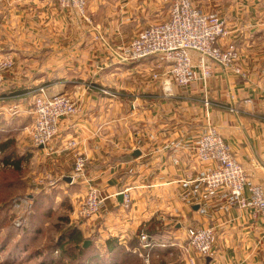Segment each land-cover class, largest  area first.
Masks as SVG:
<instances>
[{
  "label": "crops",
  "instance_id": "1",
  "mask_svg": "<svg viewBox=\"0 0 264 264\" xmlns=\"http://www.w3.org/2000/svg\"><path fill=\"white\" fill-rule=\"evenodd\" d=\"M86 1L88 20L55 0H0V59L10 54L15 60L0 91L4 107L12 102L27 107L43 87L49 94L72 96L81 108L61 122L62 141L54 152L32 144L31 115L12 117L6 108L0 110L2 131H19L14 138L20 142V167L25 163L32 170L37 163L44 175L54 173L55 184L43 189L57 199L71 189L72 225L96 243L105 245L111 237L127 246L151 226L155 246L164 248L161 244L169 240L181 247L195 228L213 225L216 253L205 264H264V217L237 207L227 193L202 200L206 165L193 149L198 137L214 127L245 170L246 192L253 184L264 190V0H192L225 18L232 33L223 43L236 44L247 77L212 63V75L204 82L199 55L192 51L198 79L177 88L171 98L151 79L153 59L125 63L116 56L139 31L159 22L154 18L168 14L170 0ZM96 25L106 43L94 40ZM71 139L88 159L87 178L107 197L89 221L73 213L85 187L66 180L75 151L63 147ZM0 153L4 168H10V159ZM125 189L132 194L131 209L119 200ZM170 264H187V259Z\"/></svg>",
  "mask_w": 264,
  "mask_h": 264
},
{
  "label": "built area",
  "instance_id": "2",
  "mask_svg": "<svg viewBox=\"0 0 264 264\" xmlns=\"http://www.w3.org/2000/svg\"><path fill=\"white\" fill-rule=\"evenodd\" d=\"M55 1L61 8L75 9L84 19H89L86 13V0ZM231 33L227 21L218 13L203 11L196 7L192 0H170L167 19L143 28L131 39L126 48L116 53V56L125 63H141L153 59L151 79L158 83L165 98H171L177 88H185L198 79L191 56L192 51L199 55L201 80L204 82L212 75V63L237 76L247 77L236 44L223 43L231 37ZM94 40L106 43L105 34L96 29ZM112 52L115 53L116 50ZM207 59L211 61L208 62ZM14 66L15 60L10 54L0 59V91L4 83V74ZM261 73L264 79V66ZM105 93L111 94L108 90ZM3 100L0 92V110L6 108L12 117L22 113L32 116L30 130L32 144L49 152L57 151V142L62 141L61 122L81 111L80 104L72 96L65 93L49 94L43 87L37 89L34 101L27 104V107L17 102L4 107ZM66 142L63 148L75 151L71 183L85 187L84 195L77 198L75 216L77 220L89 221L100 214L107 197L101 188L93 186L91 180L87 178L88 159L84 153L76 151L75 139ZM193 149L197 160L206 165L200 194L202 200L227 193L237 207L250 210L255 217H264L263 188L253 184L246 192L245 170L237 161L231 145L214 127L208 128L198 137ZM0 165L4 166L5 163L0 160ZM48 179L49 176L43 178L41 184H45L44 180ZM54 184L51 182L45 186L50 188ZM120 195L123 196L124 209H131L132 194L125 189ZM30 203L28 199H22L15 206L28 207ZM138 237L144 248L149 250L153 246L151 236L146 230L142 229ZM187 242L186 246H181L187 254V264H198L199 261L207 263V260L213 259L216 253V227L210 225L195 228ZM139 254L144 258L149 257V254L143 255L142 252Z\"/></svg>",
  "mask_w": 264,
  "mask_h": 264
},
{
  "label": "rangeland",
  "instance_id": "3",
  "mask_svg": "<svg viewBox=\"0 0 264 264\" xmlns=\"http://www.w3.org/2000/svg\"><path fill=\"white\" fill-rule=\"evenodd\" d=\"M167 16L168 14L165 13L163 17L154 19L161 22L167 19ZM96 29L102 31L97 25ZM34 99L32 98L27 104L32 103ZM75 101L77 100L75 99ZM18 133L19 131L11 128L9 134L10 154L14 156L11 155L12 157H10V169H4V166L0 165V168L4 169L0 170V264H109L110 261L115 264H170L174 261L183 260L184 256L187 258L184 249L169 240L165 241L166 246L164 248L155 246L154 240L153 246L149 250H139L140 252L143 251V255L149 254L148 258L141 257L138 254L139 251L137 253L133 251L128 257L127 251L129 249L126 246L124 247L125 250L121 247L118 254L113 256L105 253L104 244L96 243L93 237L89 238L87 235H83L84 242L89 240L91 244L87 249H84V242L82 243V249L86 251L83 256L78 255L74 243H67V239L61 241L62 244L66 243L64 249L68 250L70 255L77 254L75 258H62L61 251L56 250L58 249L57 243L72 225V207L69 195L71 189L69 193L62 190L60 198L57 199L54 193L44 192L43 189L48 187L45 186L48 183L56 182L52 175L54 173L44 175L46 172L37 163L32 170L25 166V163L18 171L11 168L13 167L11 162L16 165L17 159L21 156L20 142L14 138ZM31 150L34 149L31 148ZM30 154L32 156L35 153L30 152ZM7 174H10V177L8 180H4ZM48 176L49 179L44 180L45 184H41L43 178ZM5 181H10V188L3 186ZM31 197L33 198L31 199ZM22 199H28L31 202L28 207L24 205L15 206ZM77 206L76 203L74 215H76ZM67 216L68 220L66 219ZM183 243L186 246L188 242L184 241ZM166 249L173 251L169 253Z\"/></svg>",
  "mask_w": 264,
  "mask_h": 264
},
{
  "label": "trees",
  "instance_id": "4",
  "mask_svg": "<svg viewBox=\"0 0 264 264\" xmlns=\"http://www.w3.org/2000/svg\"><path fill=\"white\" fill-rule=\"evenodd\" d=\"M9 134H10V132H8V133L3 132L2 129L0 128V136L1 135H7L9 137L5 141H1V138H0V150L2 151V153H4L6 155V158H8L7 160H9L11 155H13V154H10V136H9ZM17 160L18 161H17L16 165L12 164V162H11V165L13 166L11 168L15 169L16 171L20 170V164L22 161V157L20 156L19 159H17ZM9 162L10 161H7V164H10ZM4 169H2V170H4ZM9 177H10V174H7L4 177V180H8ZM12 183H14V180H12ZM3 186L10 188V181H5ZM71 207H72V204H71ZM66 219L68 220V216L66 217ZM152 232H153V228L150 226V228L148 229V233L151 236V242L153 243V241L155 240L154 239L155 234H153ZM66 239H67V243H74L76 245V250L78 251L79 256H83V254L86 253V251L84 249H87V248L82 249V243L84 242L82 231L77 226L71 225L69 227V229L67 230V232L65 231L64 236L60 239L59 243H57L58 249L56 251H58V252L61 251L62 258L63 257L75 258V255H77L76 253L74 255L73 254L70 255L69 251L64 249L66 246L65 245L66 243L62 244L61 241H64ZM121 247H123V250H125V248H124L125 246L120 244L118 239L111 238V237L105 241V245H104L105 253L106 254H112L113 256L118 254V251H120ZM126 247L129 249V251H127L128 257L133 253L134 249L146 250V248H144L142 246L138 236L134 237V239L130 243H128V245ZM101 264H103V263H101ZM109 264H115V263H112L110 261Z\"/></svg>",
  "mask_w": 264,
  "mask_h": 264
},
{
  "label": "water",
  "instance_id": "5",
  "mask_svg": "<svg viewBox=\"0 0 264 264\" xmlns=\"http://www.w3.org/2000/svg\"><path fill=\"white\" fill-rule=\"evenodd\" d=\"M140 155V152L139 151H136L135 153H134V156H139ZM68 182H72V179L69 177L68 179H66ZM119 200L122 202L123 201V196L122 195H120V197H119ZM199 207L198 206H194V209H198ZM90 244H91V241H89V240H86L85 242H84V244H83V248H87L88 246H90ZM210 258L207 260V262H210Z\"/></svg>",
  "mask_w": 264,
  "mask_h": 264
}]
</instances>
